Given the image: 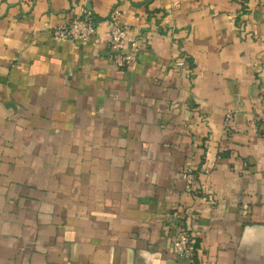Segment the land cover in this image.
Returning <instances> with one entry per match:
<instances>
[{"label":"crops","instance_id":"1","mask_svg":"<svg viewBox=\"0 0 264 264\" xmlns=\"http://www.w3.org/2000/svg\"><path fill=\"white\" fill-rule=\"evenodd\" d=\"M85 1L0 0V264H264V0Z\"/></svg>","mask_w":264,"mask_h":264},{"label":"built area","instance_id":"2","mask_svg":"<svg viewBox=\"0 0 264 264\" xmlns=\"http://www.w3.org/2000/svg\"><path fill=\"white\" fill-rule=\"evenodd\" d=\"M83 2V13L80 16L73 17L68 22L55 26L51 33L55 40H67L70 42L85 41L96 33V19L94 15L88 11L87 2ZM109 42L108 48L116 65L121 68L128 67L139 50L138 40L135 39L129 48L126 43L128 33L127 25L121 20V12L114 9L109 17ZM175 67L183 72L188 70L186 57L181 56L175 61ZM188 179V188H191V182L194 179L192 170L184 174ZM172 226L176 230L172 242V250L175 255L180 258L193 260L198 245L196 238L188 231L182 223V214L179 208H174L171 212Z\"/></svg>","mask_w":264,"mask_h":264}]
</instances>
